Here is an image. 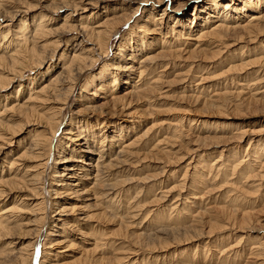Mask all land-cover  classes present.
<instances>
[{
    "label": "bare ground",
    "instance_id": "obj_1",
    "mask_svg": "<svg viewBox=\"0 0 264 264\" xmlns=\"http://www.w3.org/2000/svg\"><path fill=\"white\" fill-rule=\"evenodd\" d=\"M18 1L25 3L24 0H0V15L3 16L0 23V92L7 94L8 90L14 89L9 97L0 101V150L5 145H10L23 129L32 128L28 131L27 147L20 150L19 155L12 157L9 153L1 159L0 236L9 235L15 227H26L29 222L25 225L23 221L26 219L22 216L29 214L34 220L30 221V225L33 222V228L27 229V232L35 236V241L41 237L42 246H48L40 253L41 256L44 254L45 259H35L37 264L58 261L61 253H52L51 245L67 244L66 247L69 248L72 234L80 237L82 242H79L87 247L82 249V253H99L107 248L113 250L116 246L109 237H113L115 231H108V227L122 223L117 220L114 202L118 188L116 176L122 169L134 167L137 162L142 163L149 158L147 152L141 155L139 150L148 147L147 138L154 129L151 126L138 130L137 122L128 120L134 115L130 112L132 106L153 102L151 97L155 92L157 96L153 98L156 100L168 97L164 89L168 90L174 84V80L165 82L168 74L166 69L170 63L186 70L174 75L175 84L178 85L177 82L184 83L191 78L200 64L211 65V69H216L214 65L234 47L244 48L263 40L264 0H125L121 6L130 9V13L118 14L113 11L114 14L100 19L89 13V7H92L90 2L80 7L74 0H49L47 8L54 13H68L58 20L43 14L31 16V19H25L16 28L13 24L16 18L21 17V14L25 17V11L17 6ZM188 5H192L190 15L185 11V6ZM25 21L30 22L26 24ZM127 23L130 24L129 32L116 38L118 43L110 54L113 37ZM72 33H75L72 37L75 40L67 45L70 39L65 40L64 37ZM54 36L57 39L53 40ZM153 42H158L157 47ZM259 51L261 53L257 58L227 66L220 76L256 68L255 71L259 72L254 74L260 77L259 81L264 82V45ZM107 59L111 64L105 63ZM98 65V71L91 75ZM49 69L53 70L51 74L45 79H39L42 74L40 71ZM22 80L26 81L24 87ZM77 85L82 93L77 96L78 102L86 105L83 107L84 111L83 108L81 111L88 113L83 117L94 122L77 126L69 119L63 127L64 116L61 114L69 105V99ZM190 88L184 87L185 92L176 99L201 104L208 110L213 107L216 113L225 108L223 105L227 104L226 98L221 94L213 93L207 98L194 93ZM246 100L255 101L256 104L260 98L259 101L251 97ZM51 103L52 106L48 107ZM261 103L264 105V102ZM79 110L77 113L81 115ZM148 113L146 110L141 114L145 116ZM163 124L168 126L166 134L171 136L164 135L155 144L151 142L149 150L160 148L158 152L165 157L162 168H167L172 163L185 166L179 182L163 192V195H158L156 200H166L176 193L175 200H183V203L192 200L188 206H195L196 200L201 199L203 189L206 188L205 178L206 181L210 178L211 183H214L219 177L225 176L227 179L229 172L232 177L236 173L243 176L256 174L253 176L258 177V181L254 179L252 184H247L248 188L258 189L264 185V143L257 140L252 151L248 152L247 149L241 154L242 150L236 144L241 143L247 134L239 129L217 130L212 128L216 126L215 123H211L207 129L202 127V122L185 116ZM158 126L161 128L159 124ZM58 131L61 133L58 134ZM260 131L261 129L251 131L248 136L262 134ZM182 138L188 139L187 148L180 146L171 154L177 148L176 141ZM25 142L24 140L21 144ZM164 144L166 145L161 148ZM250 144L248 142L247 146ZM230 145L234 146L224 158L222 152ZM216 148L222 150L219 156L207 161L202 152ZM171 155H177L175 162L171 163L167 159ZM166 172L162 169L160 173ZM3 173L6 175L3 176ZM156 174L150 175L151 178L156 177ZM21 192L28 194L21 195ZM3 200H10L11 205H5ZM198 214L197 212L191 217ZM76 215L77 219L73 217ZM101 228L108 230H100ZM260 245L263 244L258 243L255 247L257 257L264 256ZM21 249L20 252L23 251ZM117 251L120 253L121 250L112 251V261L118 264L128 262V256L118 257ZM100 252L104 255L103 251ZM1 255L3 254L0 253Z\"/></svg>",
    "mask_w": 264,
    "mask_h": 264
},
{
    "label": "rangeland",
    "instance_id": "obj_2",
    "mask_svg": "<svg viewBox=\"0 0 264 264\" xmlns=\"http://www.w3.org/2000/svg\"><path fill=\"white\" fill-rule=\"evenodd\" d=\"M74 1L73 2L78 3L80 7L84 6L85 3L90 2V4H92V7H89V9L91 8V11L89 13L95 14L96 16H98V19L106 15L114 14L115 12L113 11H116L118 14L131 12L130 9H124L123 5L121 6L122 2H124L125 0ZM20 2L21 1H18L16 3H18L17 6L19 5V9L21 11H25L23 13V15L25 14V17H22L21 14V17L16 18V21L13 23L16 28L18 26H21L24 23L25 19H31V16H39L43 14L53 18L54 20H58L62 18V15L64 16L68 13V11H57L56 13H54L52 9L47 8V6L49 5V0H24L25 3ZM188 6H185V8H187L185 11L190 15L192 13V5L189 7ZM162 8L163 7H161V9ZM86 14L89 15L88 12ZM158 14L159 13L157 11V15ZM2 17L3 16L0 15V23L3 19ZM28 22L30 21H25L26 24H28ZM129 27V23L123 25L118 31L119 34L116 35V37H113L112 43L110 45V54L114 52L113 50L118 43V39L116 38L128 33ZM74 34L75 33H72L64 37L65 40L70 39L67 45H70L71 41H73L74 38L72 37H74ZM52 39L54 40L57 38H55L54 36L52 37ZM61 39H63V37ZM152 44L157 47L156 45L158 44V42H153ZM262 45H264V39L259 43H255L247 47L245 46L244 48H239L240 46H236L232 49V51H230V53L226 54L227 56L224 55L223 58L218 61V64L214 65L216 69H211V65L206 66L204 64H200L201 66L198 67V70H195V73L191 76V78L185 80L186 82L184 81V83L177 82L178 85L175 84L176 79L174 75L186 70H183L176 64L174 65L172 63L173 66L170 65L171 63L169 64L168 68L166 69V73L168 74L165 76L167 77L165 79V82H171L172 80H174V84L169 87L168 90L166 88L164 89L167 91L168 97L165 99L156 100V98H153L154 96H157L155 92L151 97V100H153V102H144V104L142 103L140 105H133L130 110V112L134 113V115L133 118H129L128 120H134L135 122H137L136 127L138 130H145L146 128H150L151 126L154 127V129L151 131L152 133L150 132L152 135L149 133V136L147 138L148 147L139 150V154L141 155L142 153L145 154L147 152L149 160L145 159L144 161H142V163L137 162L138 164L136 163L135 166L133 165L134 167H129V169L127 168L126 170L122 169V171H120V174L118 173V175L116 176V179L118 181V188L116 189V198H114V202L117 207H115L118 216L117 220L119 222L121 221L122 223L119 226L117 225V223L112 228L108 227L109 230L105 228L100 229L106 231H111V229H113V231H115L114 236H110L109 239L111 240V242L115 243L116 247H113V250H111L110 248L100 250L103 251L104 255L100 254L102 253L100 251L99 253L98 251L95 253H92V251L85 253L84 251L82 253V249L85 250L87 249V247H85L84 244L80 243L82 242L80 237L72 234L73 238L71 240L69 248L66 247L67 244L56 245L55 243L54 245L53 243L51 245L52 247L50 248V250H53L52 253H61V257L59 258V260L54 263L52 262L51 264H118L111 259L114 256L112 251L115 252L116 249L121 250L119 251L120 253H118V251L116 253L118 257L128 256V262L122 260L124 262H120L119 264H264V256L261 255L257 257L256 255H258V253L255 251V247H257V244L262 243L263 245H260L262 247V250L260 251H262V253L264 254V185H262L261 188L259 187L258 189H252V187L250 186L249 188L247 187V184H252V181L254 179H259L258 177L253 176L256 174L251 173L243 176L240 175V173H236L232 177V174L230 175L229 172L227 173L228 175H226L228 176L227 179L225 176H223V178L219 177L218 180L214 183H211L210 178H207V181L205 178L206 188L203 189L201 199L199 198L200 200H196V205L192 207L188 206V204H190L192 200H186L185 203H183V200H175L176 193L171 194V196L166 200H156L158 195H160L161 193L163 195L171 186L179 182V179L182 178L183 175V166L185 165L177 163L178 165H180L176 166V164H173L172 162H175L174 159L177 155H171V158L167 156V159L171 160L170 162L172 164L167 168H162V160L165 159V157L158 152L160 148L151 151L149 150L151 149V145L155 144V141L157 143V141L162 140L164 138V135L167 137L171 136L166 134V129L168 128V126L166 127V124L164 125L163 123L182 116L188 117L191 120L202 122V127L207 129H209L211 123H215L216 126L211 127L215 129L217 128V130L229 129L231 131H234L235 129H239L245 132L247 136L244 137L241 143L236 144L241 148V154H244L247 149L248 152L252 151L255 144L257 143V140L258 142L264 143V105L261 103L264 102V92H262L264 91V82L259 81L260 77L257 74H254L258 73L259 70L255 71L256 68H253V70H245L242 71V73L233 72L225 76H220L223 70H226L227 66H231L233 64L238 65L241 62H246L250 59L257 58V56L261 53L259 51V48ZM108 59L107 61H105V63L111 64V62H109L110 60ZM54 64L55 61H53V65ZM98 67L99 65L96 66L91 75L98 71ZM50 69L48 71L41 70L40 72L42 74L38 73L41 75L39 76V79L42 80L47 78L53 71ZM256 75L258 77H256ZM199 79H203V82L201 80L200 82ZM197 81H199V83H197ZM22 82H24L22 84L24 87L26 81L22 80ZM187 86H189V88L191 87L190 89H192L194 93L205 97L207 96V98L210 97L213 93L221 94L224 98H226L225 101L227 104L223 105V107L225 108H221V112L216 113L215 110L212 109L213 107L208 110L206 108H203L201 104L196 103L195 105V103H191L189 101L176 99V97H179L181 93L185 92L183 89ZM16 89L17 88H15V90ZM13 91L14 89H10L7 91V94H3L0 92V101H2L4 97H9V95ZM80 93V88L77 85L73 96L69 99V105H67V108L65 107L64 113L62 112L61 114L64 116V124L62 125L63 127L67 124L69 119H72L73 124L77 126L78 124H82L85 122L89 124L94 122L90 120V118L86 119L85 117H83V115L86 116V114L88 113L83 112L86 105L78 102L79 99H77V96ZM255 93L257 94V96ZM250 97L254 100L257 98L258 101L260 98V101H256L257 103L255 104V101H250V99L248 102V100L246 99H249ZM212 99L215 98L213 97ZM155 100L157 102H155ZM247 104H249L250 107H248L249 105ZM198 105L200 106V108ZM49 106H52V103L51 105H48V107ZM82 108L83 111H81ZM77 110L80 111L79 113H81V115L77 113ZM146 110L149 113L148 115L143 116L141 113L142 111ZM224 115L227 116L225 117ZM158 124L161 126V128L158 126ZM31 128L32 127L25 128V130L23 129L19 136L13 138L10 145H5L4 147H2V149L0 150V170L2 168V160L6 154L10 153V155H12L13 157L15 155H19L18 152L24 149V147H27L26 145L29 144L28 131ZM160 129L162 130V132ZM260 129V132H262V134L248 136L250 135L251 131H258ZM60 133L61 131H58V134ZM153 134L155 135L154 137ZM252 137H254V140H251ZM24 140L26 142L24 144H21V142ZM187 140L188 139L185 138L178 139L175 143V146L177 148H175L170 153H174V151L179 149L180 146H185V148H187ZM248 142H251V144L247 146ZM165 145L166 144L162 145L161 148ZM233 146L230 145L227 150L225 149L226 151L223 150L225 151L222 152L224 158L226 157V155H228V153L231 152ZM169 148L170 146L168 147V149ZM221 151L222 150L220 148L207 149L204 150L202 154L203 157H206L207 161H211V158L218 157ZM188 157L189 156H187V158ZM159 160H161V162ZM162 169L166 170L167 172L163 174L160 173L162 172ZM154 173H160L161 175L156 174L158 178L156 175V177L153 176L151 178L152 174ZM171 173L173 174V176L171 175ZM5 175L6 174L3 173V176ZM247 177H249V181L246 180ZM224 180H226V183L224 182ZM145 181H147V183ZM221 185L225 186L222 187ZM206 189L207 192L205 193ZM25 194L28 193L21 192V195ZM138 194L139 196H136ZM4 201L5 205H11L9 204L10 200H3V202ZM0 205H2V203H0ZM174 206H176V208ZM197 212L199 214L195 216L196 218L194 216L191 217V215H196ZM22 217L26 219L23 221L24 223H26L25 225H27L29 222L26 227L22 226L20 229L18 227H15L9 235L0 236V253L3 254L0 256V264H6L7 262V264H37V260L35 259H40V257H42L41 259L43 260L45 259L44 254L41 256L40 253H43V251H45L48 246H46V248L42 246L43 242L41 237H38L36 239L37 241H35V236L32 233L27 232V229H31V227L33 228V222L30 225V221H33L34 218L29 214L23 215ZM73 217L77 219V215ZM82 228L84 229V227ZM74 236L76 237V239H74ZM28 241L33 242L34 244ZM64 246L66 248H64ZM23 247H27V249ZM10 249H12V251H9ZM20 249L23 251L20 252ZM6 254L7 256L5 257ZM107 256L109 257V259ZM1 259H3L4 261Z\"/></svg>",
    "mask_w": 264,
    "mask_h": 264
}]
</instances>
